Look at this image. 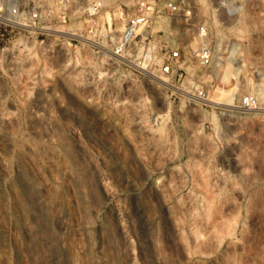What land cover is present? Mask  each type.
<instances>
[{
	"label": "rangeland",
	"instance_id": "374dc122",
	"mask_svg": "<svg viewBox=\"0 0 264 264\" xmlns=\"http://www.w3.org/2000/svg\"><path fill=\"white\" fill-rule=\"evenodd\" d=\"M14 1L0 264H264V0H167L190 13L164 7L122 57L96 36L120 34L138 0L91 16L94 0H39L34 21ZM245 95L256 110L235 107Z\"/></svg>",
	"mask_w": 264,
	"mask_h": 264
},
{
	"label": "built area",
	"instance_id": "2783aa9c",
	"mask_svg": "<svg viewBox=\"0 0 264 264\" xmlns=\"http://www.w3.org/2000/svg\"><path fill=\"white\" fill-rule=\"evenodd\" d=\"M38 2L39 0L27 1V8L29 9L28 13L33 21L38 19ZM164 7L175 10L176 12H182L184 16H188L190 13L188 5H186L185 8V6L180 7L179 5H174L167 0H138L135 13L127 18L125 27L120 34L115 35L113 32L103 31L96 37L99 42L105 43L110 47L111 53L115 56L122 57L127 49L134 44V40L137 35L150 24L151 17L160 13ZM19 9L20 5L17 0L7 7V10L12 15H17ZM100 9H102V3L100 0H94L85 4V14L87 16L98 13ZM87 33L95 35L93 27H90L87 30ZM197 57L200 64L204 67H207L212 63V54L207 48H203L198 51ZM197 93L201 100L206 101L208 99L207 92L204 89L200 88ZM256 105L257 102L253 96L245 95L236 100L235 107L248 111L255 109Z\"/></svg>",
	"mask_w": 264,
	"mask_h": 264
},
{
	"label": "bare ground",
	"instance_id": "6f19581e",
	"mask_svg": "<svg viewBox=\"0 0 264 264\" xmlns=\"http://www.w3.org/2000/svg\"><path fill=\"white\" fill-rule=\"evenodd\" d=\"M46 29V28H45ZM65 35L66 36H70V37H75L77 34L75 33V32H66L65 33ZM206 102H208V103H212V104H221L222 106L224 105L225 107L226 106H228V107H232L233 105H232V103L230 102V100L229 101H227V103H223V102H221V101H219V100H214V99H207L206 100ZM257 109V105H256V108L255 109H253V110H256Z\"/></svg>",
	"mask_w": 264,
	"mask_h": 264
}]
</instances>
